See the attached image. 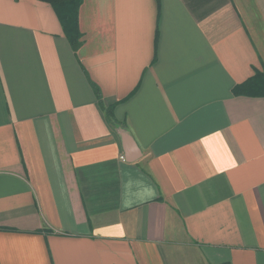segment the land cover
<instances>
[{
	"label": "crops",
	"instance_id": "1",
	"mask_svg": "<svg viewBox=\"0 0 264 264\" xmlns=\"http://www.w3.org/2000/svg\"><path fill=\"white\" fill-rule=\"evenodd\" d=\"M77 23L0 0V264H264V0Z\"/></svg>",
	"mask_w": 264,
	"mask_h": 264
},
{
	"label": "trees",
	"instance_id": "2",
	"mask_svg": "<svg viewBox=\"0 0 264 264\" xmlns=\"http://www.w3.org/2000/svg\"><path fill=\"white\" fill-rule=\"evenodd\" d=\"M54 6L58 16L60 18L62 28L64 30L65 36L73 51H76L81 44V33L78 30L77 14L79 6L82 0H46ZM247 83L251 85L264 84V70L254 74L248 79ZM264 92V88L262 87ZM103 106V105H102ZM106 114L108 117L112 115V107H107Z\"/></svg>",
	"mask_w": 264,
	"mask_h": 264
}]
</instances>
